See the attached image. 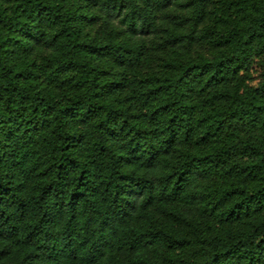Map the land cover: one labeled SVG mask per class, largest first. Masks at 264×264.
Instances as JSON below:
<instances>
[{"label": "trees", "instance_id": "16d2710c", "mask_svg": "<svg viewBox=\"0 0 264 264\" xmlns=\"http://www.w3.org/2000/svg\"><path fill=\"white\" fill-rule=\"evenodd\" d=\"M186 1L0 0V264H264V15L211 11L216 56L144 74Z\"/></svg>", "mask_w": 264, "mask_h": 264}, {"label": "rangeland", "instance_id": "374dc122", "mask_svg": "<svg viewBox=\"0 0 264 264\" xmlns=\"http://www.w3.org/2000/svg\"><path fill=\"white\" fill-rule=\"evenodd\" d=\"M207 17L203 23H198L193 18V2L187 0L182 6L162 10L158 14L156 35L147 36L142 41V53L145 54L141 70L144 74L164 75L168 71V63L174 58L182 61L189 59H212L217 55L218 49L214 48L207 40H200L203 31L213 28L215 23H220L219 18L210 16L211 11L224 16L233 25L239 28L250 27L253 16L264 15V0H209ZM101 28L100 22L95 25H87L86 38H95ZM177 30L183 33L189 40L185 49L176 53L168 32ZM39 57V53L33 55ZM244 79V87L250 89L264 88V55L254 57L248 69L241 73Z\"/></svg>", "mask_w": 264, "mask_h": 264}]
</instances>
